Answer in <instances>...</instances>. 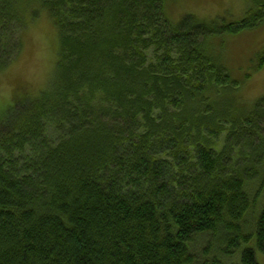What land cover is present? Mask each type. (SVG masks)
Segmentation results:
<instances>
[{"label":"trees","instance_id":"16d2710c","mask_svg":"<svg viewBox=\"0 0 264 264\" xmlns=\"http://www.w3.org/2000/svg\"><path fill=\"white\" fill-rule=\"evenodd\" d=\"M13 1L0 50L29 9L59 46L48 88L0 121V264H259L239 250L255 236L264 255L248 191L264 97L240 112L241 85L208 49L260 26L264 0L239 24L177 25L165 0H17L19 15Z\"/></svg>","mask_w":264,"mask_h":264},{"label":"rangeland","instance_id":"374dc122","mask_svg":"<svg viewBox=\"0 0 264 264\" xmlns=\"http://www.w3.org/2000/svg\"><path fill=\"white\" fill-rule=\"evenodd\" d=\"M13 1L14 11L21 13L25 4ZM165 15L175 25L183 17L194 15L201 20L239 24L247 16L249 8L259 7L253 0H165ZM261 10L264 16V1ZM35 11L26 13L25 25L15 26L17 41L10 46V52L1 49L5 67L0 70V121H8L16 111L35 102L50 85L58 60L57 30L47 14L34 17ZM12 41H15L13 38ZM208 51L221 61L232 78L241 85L240 112L250 113L264 97V22L237 35L218 38ZM199 106L193 112L199 110ZM230 109V108H229ZM22 113V112H21ZM252 202L256 203L255 220L264 208V166L259 178L248 186ZM253 205H255L253 203ZM246 248H254L259 264H264V255L258 250L255 236L244 244L239 254Z\"/></svg>","mask_w":264,"mask_h":264}]
</instances>
